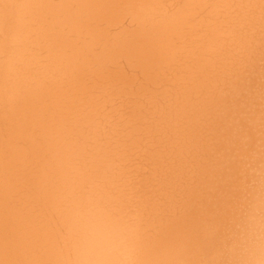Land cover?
I'll use <instances>...</instances> for the list:
<instances>
[{
	"label": "bare ground",
	"instance_id": "obj_1",
	"mask_svg": "<svg viewBox=\"0 0 264 264\" xmlns=\"http://www.w3.org/2000/svg\"><path fill=\"white\" fill-rule=\"evenodd\" d=\"M264 264V0H0V264Z\"/></svg>",
	"mask_w": 264,
	"mask_h": 264
},
{
	"label": "clouds",
	"instance_id": "obj_2",
	"mask_svg": "<svg viewBox=\"0 0 264 264\" xmlns=\"http://www.w3.org/2000/svg\"><path fill=\"white\" fill-rule=\"evenodd\" d=\"M74 226L78 264H132L134 249L120 225L84 207L76 210Z\"/></svg>",
	"mask_w": 264,
	"mask_h": 264
}]
</instances>
